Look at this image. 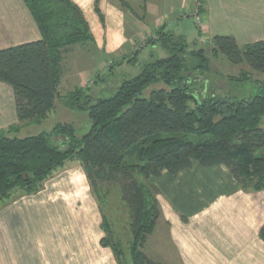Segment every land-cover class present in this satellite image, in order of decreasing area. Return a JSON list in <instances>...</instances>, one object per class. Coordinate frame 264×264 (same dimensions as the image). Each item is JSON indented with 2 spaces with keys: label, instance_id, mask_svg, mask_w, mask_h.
<instances>
[{
  "label": "trees",
  "instance_id": "obj_1",
  "mask_svg": "<svg viewBox=\"0 0 264 264\" xmlns=\"http://www.w3.org/2000/svg\"><path fill=\"white\" fill-rule=\"evenodd\" d=\"M23 1L40 38L0 49V81L13 91L18 120L0 131V207L38 192L66 162L77 160L101 213V244L111 248L117 264H163L142 250L160 216L152 179L163 170L175 174L192 161L223 164L242 190L264 189V81L253 80L256 91L248 96L207 93V80H200L209 70L206 50L169 31L159 30L153 41L165 54L141 64L111 95L93 97L87 87L64 96V106L86 113L85 133L76 135L72 123L57 122L49 131L15 135L54 109L63 53L93 40L71 0ZM207 43L212 57L264 73V40L239 44L232 35H214ZM134 58L125 62L137 64ZM250 77L241 71L232 78L242 83ZM202 82L199 93L192 89ZM158 83L163 86L144 96ZM108 191L117 192L127 211L132 239L126 251L107 221Z\"/></svg>",
  "mask_w": 264,
  "mask_h": 264
},
{
  "label": "crops",
  "instance_id": "obj_2",
  "mask_svg": "<svg viewBox=\"0 0 264 264\" xmlns=\"http://www.w3.org/2000/svg\"><path fill=\"white\" fill-rule=\"evenodd\" d=\"M71 1L82 12L93 40L69 50L81 64L62 77V85L70 86L69 90L95 86L89 70L106 67L112 59L122 62L135 57L133 62L141 65L163 56L164 51L153 42L159 30L182 36L192 47L223 35L215 27L211 31L217 17L210 0H201L202 7L196 0ZM198 5L203 22L200 33L192 16ZM229 5L228 0H216L214 8L225 13ZM218 19L216 24L222 20ZM257 36L251 35L255 37L251 41L244 36L240 44L264 40V34ZM39 38L23 0H0V49ZM148 46L151 50L147 52ZM56 103L57 99L54 109ZM14 124L18 120L13 91L0 81V131ZM154 181L171 249L161 257L146 253L149 258L163 264H264L260 235L264 189L246 192L223 164L203 166L197 161L175 174L163 170ZM101 221L82 167L68 161L38 192L18 196L0 207V264H117L111 248L101 244Z\"/></svg>",
  "mask_w": 264,
  "mask_h": 264
},
{
  "label": "rangeland",
  "instance_id": "obj_3",
  "mask_svg": "<svg viewBox=\"0 0 264 264\" xmlns=\"http://www.w3.org/2000/svg\"><path fill=\"white\" fill-rule=\"evenodd\" d=\"M210 1L212 2L213 5L212 6L213 14L215 18L217 17V20H219L218 17L222 18L219 24H216L217 23L216 19L214 20L212 27L210 26L211 31L214 30L215 27L217 33H222L223 35L231 34L239 44L241 43L240 39L241 38L244 39V36L250 39V41L255 38V37L254 38L250 37L253 34H255L256 37H258L257 35H259V33L263 36L264 0H262L261 3L258 2L260 0H241L239 4L234 3L237 2L236 0H228V2H232V5H229V7H226V9L223 10L225 11V13L221 12L220 10H216L217 8H214L216 0H210ZM198 3L202 7V1H199ZM199 5L197 6L198 8L196 7L197 10H195L194 13L196 12L200 14ZM196 26L198 27L199 31L202 30L201 26L198 25V23L196 24ZM192 31L195 34L196 31L194 27H192ZM206 40L208 41V39ZM207 41H204L202 44L199 43V45L196 46V47H203L206 50V53L210 59L209 70L203 73L202 78H200L201 81H204L205 79L207 80V88H206L207 93L212 92L216 95H221V96H223L224 94L237 95V96L239 95L240 97L248 96L249 94L254 93L256 91V84L254 83V81H258V80L264 81V73L253 71L246 64L234 65L228 62L227 59L222 56H218L216 58L212 57L209 53L211 43H207ZM73 46H71L70 48H72ZM70 48L63 53L62 60L60 62L61 76L58 85L59 91H58V96L56 98L57 103L55 109L52 110L48 114L47 118H45L40 124H32L26 127H22V130L17 131L15 135L21 137L25 135H33L41 131H49L55 123L62 121L67 123H72L75 128L76 135H81L89 129L90 123L87 119L86 113L84 111H79L73 108L69 109L68 107L64 106L63 103L64 96L67 93L77 88L85 89L90 85L89 84L86 87H76V88L71 87L72 88L71 90H69L70 86L65 88L66 84L62 85L61 80L62 77L63 78L65 77L66 71L72 69L77 70V68H79L81 65L79 64V60L78 59L76 60L75 57L76 54H74V51L69 52ZM149 50H151V46H148L146 49L147 52ZM159 52L160 51L158 49L156 53L159 54ZM63 58L65 59L63 60ZM120 62L121 61L118 59L116 60L112 59L109 63H107L109 65H107L106 67H102V66L91 67L89 71L91 75L94 77L93 82L96 81L95 86L93 85V83H91V85L93 86L91 87L89 86L90 87L89 92L93 97H104V96L106 97L108 95H111L124 77L126 78L129 76H134L140 71L141 68L140 65L137 64L135 65L125 62L123 66H120ZM241 71L250 73L251 77L249 81L246 82L244 81L240 83L236 81L234 78H232V77H237ZM193 75L195 76L196 74ZM101 78L103 79V84L100 86V84L97 83V79H101ZM203 84L204 83L202 82L201 85L199 83L197 85H193L192 89H198L199 90L198 93H199L201 91L200 89ZM161 86L163 85L161 83H158L148 87L144 91V96H148V93L152 88L154 89ZM260 125L264 126V117ZM73 161L77 162L80 165V163L77 160H73ZM138 178L141 180V182L144 181L141 179L140 176ZM152 183L157 189V192L155 194L156 197L157 194L159 193V189L158 186L155 184L154 179H152ZM144 184L148 188H151L148 182L145 181ZM107 198H108V202L105 211L106 212L105 214H107V221L109 223L112 222L111 224L115 232L116 238L121 241V244L122 246H124L123 248L126 251L132 239L127 211L125 210V207L121 202L117 192L108 191ZM160 218H161V211H160V216L156 220L154 230L151 232V234L147 236L146 241L143 244L142 250L145 252V254L146 253L154 254L156 256L160 255L161 257V255H163V252L170 250L171 247L170 244L168 243V239L165 232V226L163 225L162 220ZM172 256L174 257L173 252H172Z\"/></svg>",
  "mask_w": 264,
  "mask_h": 264
},
{
  "label": "built area",
  "instance_id": "obj_4",
  "mask_svg": "<svg viewBox=\"0 0 264 264\" xmlns=\"http://www.w3.org/2000/svg\"><path fill=\"white\" fill-rule=\"evenodd\" d=\"M192 16H193V18H194V22L197 24L198 23V25H200L201 27H202V15L201 14H198V13H192Z\"/></svg>",
  "mask_w": 264,
  "mask_h": 264
}]
</instances>
